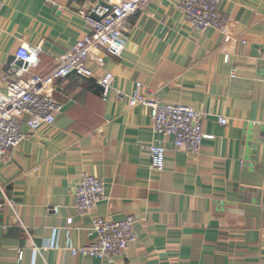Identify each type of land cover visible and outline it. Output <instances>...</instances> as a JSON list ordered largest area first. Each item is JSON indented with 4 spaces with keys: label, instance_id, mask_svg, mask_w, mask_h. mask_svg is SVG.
Returning <instances> with one entry per match:
<instances>
[{
    "label": "crops",
    "instance_id": "1",
    "mask_svg": "<svg viewBox=\"0 0 264 264\" xmlns=\"http://www.w3.org/2000/svg\"><path fill=\"white\" fill-rule=\"evenodd\" d=\"M117 1L5 0L0 84L17 79L7 64L23 45L42 46L37 72L53 70L91 32L86 18ZM179 3L151 1L130 20L120 58L94 51L105 60L88 63L94 78L60 80L52 126L31 132L21 123L26 140L0 159V184L15 201L0 196V264H264V0H222L230 45L216 30L195 31ZM108 72L125 96L143 84L165 104L194 107L213 139L198 156L176 150L154 134L149 109L116 92L103 101L98 79ZM154 142L167 149L161 173L145 150ZM86 175L104 181L106 199L81 216L74 188ZM127 216L137 240L123 255L97 260L67 249L96 241L94 218Z\"/></svg>",
    "mask_w": 264,
    "mask_h": 264
},
{
    "label": "built area",
    "instance_id": "2",
    "mask_svg": "<svg viewBox=\"0 0 264 264\" xmlns=\"http://www.w3.org/2000/svg\"><path fill=\"white\" fill-rule=\"evenodd\" d=\"M151 1L153 0H118L110 2L104 8L101 20L88 16L86 19L91 32L75 46L65 50L58 58L56 67L48 73L37 72L41 65L42 46H21L11 64L17 79H3L0 84V159L17 151L26 140L27 135L21 129L23 121L31 132L44 126H52L56 122L62 110V105L54 99L55 87L60 80L72 74L82 79L94 78L88 67L93 59L99 67L105 66L103 55L96 57L94 51L116 58L123 55L130 20ZM4 3L5 0H0V8ZM221 3L222 0H180L179 7L195 31L216 30L223 35L224 43L230 45L236 39L229 31L228 19L221 10ZM19 62L22 66L18 65ZM114 83L115 76L110 72L98 79L103 101H108L111 94L116 92L119 98L127 97L131 108L149 109L154 134L171 137L176 150L198 156L204 141L213 139L204 133L202 114L194 107L164 104L155 94L144 93L143 84H137L132 96H125L115 90ZM219 123L226 125L227 120L220 118ZM145 150L150 155L151 171L163 172L167 149L160 142H154ZM74 189L76 210L81 216L93 213L97 205L106 199V185L94 175L84 176ZM0 196L7 205L12 207L15 204L14 200L7 197V187L2 184ZM71 222L69 220L70 224ZM136 225L134 216L119 220L96 217L93 221L96 241L80 248L73 247L68 241L67 249L75 257L97 260L123 255L137 240Z\"/></svg>",
    "mask_w": 264,
    "mask_h": 264
},
{
    "label": "water",
    "instance_id": "3",
    "mask_svg": "<svg viewBox=\"0 0 264 264\" xmlns=\"http://www.w3.org/2000/svg\"><path fill=\"white\" fill-rule=\"evenodd\" d=\"M100 5L105 6V4H101V3H100ZM106 7H107V5H106ZM92 18L95 19V20H97V21L101 20V18L97 17L95 14L92 15ZM14 61H15V57H12V58L8 61L7 69H10V68H11V64H12ZM18 65H19V66H22V63L19 62Z\"/></svg>",
    "mask_w": 264,
    "mask_h": 264
},
{
    "label": "rangeland",
    "instance_id": "4",
    "mask_svg": "<svg viewBox=\"0 0 264 264\" xmlns=\"http://www.w3.org/2000/svg\"><path fill=\"white\" fill-rule=\"evenodd\" d=\"M165 104V103H164ZM168 105V104H167Z\"/></svg>",
    "mask_w": 264,
    "mask_h": 264
}]
</instances>
